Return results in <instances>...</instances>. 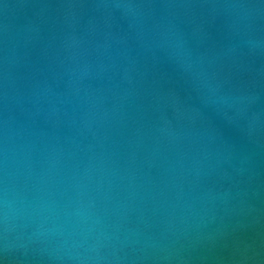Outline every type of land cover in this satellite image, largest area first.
Here are the masks:
<instances>
[{
  "label": "water",
  "instance_id": "1",
  "mask_svg": "<svg viewBox=\"0 0 264 264\" xmlns=\"http://www.w3.org/2000/svg\"><path fill=\"white\" fill-rule=\"evenodd\" d=\"M0 264H264V0H0Z\"/></svg>",
  "mask_w": 264,
  "mask_h": 264
}]
</instances>
